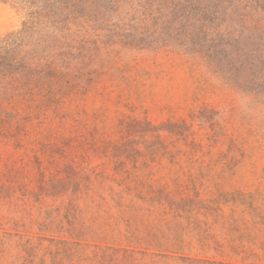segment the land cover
<instances>
[{"label":"rangeland","instance_id":"obj_1","mask_svg":"<svg viewBox=\"0 0 264 264\" xmlns=\"http://www.w3.org/2000/svg\"><path fill=\"white\" fill-rule=\"evenodd\" d=\"M0 264H264V0H0Z\"/></svg>","mask_w":264,"mask_h":264},{"label":"trees","instance_id":"obj_2","mask_svg":"<svg viewBox=\"0 0 264 264\" xmlns=\"http://www.w3.org/2000/svg\"><path fill=\"white\" fill-rule=\"evenodd\" d=\"M16 40L11 37L0 38V50H8ZM20 62L15 60L14 57H8L5 53H0V79L1 78H12L13 72L17 71Z\"/></svg>","mask_w":264,"mask_h":264}]
</instances>
